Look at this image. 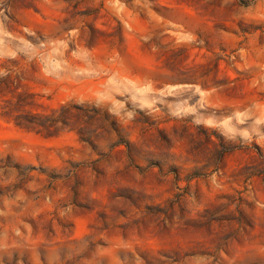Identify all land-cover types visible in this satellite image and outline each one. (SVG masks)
Segmentation results:
<instances>
[{"label": "rangeland", "instance_id": "rangeland-1", "mask_svg": "<svg viewBox=\"0 0 264 264\" xmlns=\"http://www.w3.org/2000/svg\"><path fill=\"white\" fill-rule=\"evenodd\" d=\"M0 264H264V0H0Z\"/></svg>", "mask_w": 264, "mask_h": 264}]
</instances>
